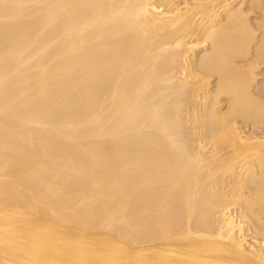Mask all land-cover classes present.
Returning <instances> with one entry per match:
<instances>
[{"label": "bare ground", "instance_id": "obj_1", "mask_svg": "<svg viewBox=\"0 0 264 264\" xmlns=\"http://www.w3.org/2000/svg\"><path fill=\"white\" fill-rule=\"evenodd\" d=\"M264 0H0V264H264Z\"/></svg>", "mask_w": 264, "mask_h": 264}, {"label": "rangeland", "instance_id": "obj_2", "mask_svg": "<svg viewBox=\"0 0 264 264\" xmlns=\"http://www.w3.org/2000/svg\"><path fill=\"white\" fill-rule=\"evenodd\" d=\"M264 68V66H262L260 69H263Z\"/></svg>", "mask_w": 264, "mask_h": 264}]
</instances>
